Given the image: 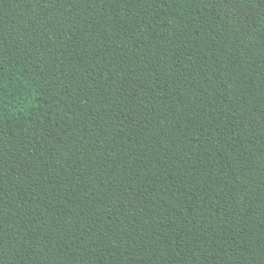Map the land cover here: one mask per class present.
Listing matches in <instances>:
<instances>
[{
	"label": "trees",
	"instance_id": "16d2710c",
	"mask_svg": "<svg viewBox=\"0 0 264 264\" xmlns=\"http://www.w3.org/2000/svg\"><path fill=\"white\" fill-rule=\"evenodd\" d=\"M0 264H264V0H0Z\"/></svg>",
	"mask_w": 264,
	"mask_h": 264
}]
</instances>
